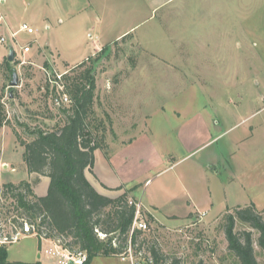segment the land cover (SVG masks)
<instances>
[{
    "label": "rangeland",
    "instance_id": "374dc122",
    "mask_svg": "<svg viewBox=\"0 0 264 264\" xmlns=\"http://www.w3.org/2000/svg\"><path fill=\"white\" fill-rule=\"evenodd\" d=\"M49 1V7L41 4L34 10L41 14L39 18L24 10L18 12L38 32L19 33L17 40L11 41L17 49L31 44L28 55L9 62V48L0 49V98L9 119L0 129V187L30 180L21 140L30 141L31 132L51 130L66 121L69 106L61 99L69 95L55 82L59 75L73 78L91 71L97 87L95 136L108 151L144 132L177 130L182 118L211 106L214 125L220 123L215 133L229 132L195 158L170 168L176 156L172 157L159 172L169 170L157 179L150 178L148 185L149 190L160 185L166 189L160 194L161 209L156 213L160 223L172 225L166 217L176 210V204L168 199L169 191L195 199L201 213L195 211L192 224L179 228L154 223L142 208L139 219L151 226L150 233L164 251L180 258L182 264H238L228 251L224 215L239 204L244 207L250 198L264 204V115L249 118L264 106L260 94L264 89L257 80L264 79L260 64L264 59V0H90L92 8L74 18L61 13L58 0ZM1 17L0 13V33L11 38L19 29L3 27ZM36 37L41 43L57 46L61 56L45 44L43 49L34 48ZM84 61L86 68L74 72ZM14 72L19 86L11 92ZM58 82L65 81L62 77ZM193 124L198 127L197 137L203 138L201 123L196 119ZM250 126L258 129L255 138L236 145ZM231 151L234 157L230 159ZM152 157L154 161L156 157ZM213 158L226 166L219 174L205 168ZM229 179L234 181L229 183ZM41 181L28 200L47 195L50 180L44 177ZM140 188L122 189L109 196L125 195L139 205ZM3 192L7 191L0 190V235H10L26 217L17 210L11 194ZM257 209L264 217V208ZM202 211L209 215L199 220ZM236 230L253 231L255 239L258 237L257 231L241 222ZM1 247H7L11 263L59 264L65 257L48 241L40 246L35 237H22L12 245L0 243ZM255 250L264 264V252L256 243ZM91 264L144 263L133 254L127 260L97 257Z\"/></svg>",
    "mask_w": 264,
    "mask_h": 264
},
{
    "label": "trees",
    "instance_id": "16d2710c",
    "mask_svg": "<svg viewBox=\"0 0 264 264\" xmlns=\"http://www.w3.org/2000/svg\"><path fill=\"white\" fill-rule=\"evenodd\" d=\"M10 65L8 62L11 74ZM86 66L87 61H84L73 71L84 70ZM90 73L86 70L77 77L63 76L65 82L62 86L68 91L70 99L66 121L51 130L31 132L33 138L30 141L21 140L30 180L19 185L7 184L0 190L7 191L6 194L3 192L4 195L10 193L17 210L25 215L23 219L36 225L40 246L42 240H48L71 254L85 252V264H91L97 257L129 256V250L140 256L144 264H182L180 258L164 251L157 238L150 233V225L149 231L132 230L137 202H130L125 195L117 198L105 196L87 178V173H90L97 179L94 173L95 152L103 150L108 154V147L99 143L95 136L97 126L93 117L97 87ZM55 82H58L57 79ZM10 91L15 92V88ZM2 100L0 98V129L9 122ZM44 177L50 180L47 195L28 200ZM103 187L109 191L123 189ZM232 210L228 209L223 219L229 253L238 264H260L255 243L264 252L263 215L254 204ZM237 222L257 231V239L253 231L236 230ZM17 224V229L24 226L23 222ZM0 264L29 263L9 262L7 247H1Z\"/></svg>",
    "mask_w": 264,
    "mask_h": 264
},
{
    "label": "crops",
    "instance_id": "0c3cea01",
    "mask_svg": "<svg viewBox=\"0 0 264 264\" xmlns=\"http://www.w3.org/2000/svg\"><path fill=\"white\" fill-rule=\"evenodd\" d=\"M55 1L56 0H52V2ZM49 2V0H44L38 4L37 0H0V13L3 16L1 17L3 18V27L6 25L7 28L9 27L15 30L19 29L22 24L26 23L35 28L34 25L25 20V17L20 18L21 14H18V12L24 10V13L27 12L32 14V18H39L41 17V14L38 15V12H35L34 10L37 9L41 4H45L46 8L49 7ZM67 2L68 4H66ZM57 6L61 9V13L67 15L68 18H74L78 15L85 14L89 8H92L90 0H58ZM4 7L6 9H4ZM46 19H48V17L43 20V23L46 21ZM59 23H62V19H59ZM0 25L2 26V23ZM47 26L48 25L45 27ZM36 38L37 40L34 44V48L37 47L39 49H43V44H45L52 48L53 51L59 55V57L61 56L57 46L48 42L41 43V41H39L40 39L38 37ZM36 38L32 40L35 41ZM260 64L262 65V72H264V59H261ZM257 80L259 81L261 88L264 89V79L260 81V79L257 77ZM260 94L262 95V100L264 101V93ZM204 109H202L203 111H198L194 116L182 118L179 122V125L176 126L177 130L174 129L170 133L152 130L150 132H144L140 134L129 142L112 147L111 150L108 151V154L103 150H97L95 152L94 166V173L97 179L92 174L87 173L88 180L99 193L108 197H111L109 196V193H115L119 191H109L103 186H106L110 189H117L120 187L123 189H130L135 186H141L137 194L138 204L149 214L154 223L166 228L189 226L195 219L193 216L194 212L199 211L197 209L196 200L193 199L195 201L194 202L188 198V196L182 197L168 190L169 192H167V197L176 204V210L167 215L166 218H168L172 224L171 226H167L160 223V221L156 218V213L161 209V206L158 203L161 200L160 194L164 193L166 189H164L165 187H163V185H160L155 189L149 190L151 187H148V185L152 180L161 177L164 172L169 170V168H166L159 172V170H161L160 168L165 166L167 162H172V157L176 156L177 159L176 157L173 158L175 160L173 161L172 165H170V168H173L176 164H179L183 161L195 158L201 151H205L211 148L214 144L218 143L222 139V136L229 132V130H223L221 133L216 134L215 132L218 130V128H220V123L215 122L214 125V120L212 119L213 110L211 109V106L208 107L207 110ZM259 114L264 115V106L254 111L249 118L258 117ZM196 119H198L204 129V136L201 139L197 137L200 135L198 133V127L193 124ZM261 124H263V122H261ZM188 125H191L190 130L188 128L185 129ZM247 131L248 134L246 137L237 141L236 145L241 146L246 142L252 141L255 138L258 129L257 127L250 126V128L248 127ZM152 156L156 157L154 161H152ZM229 156L230 159L234 157L233 151L230 152ZM213 159V162H209L205 168L206 170L209 168L210 170L219 174V169L224 170L226 166H223L222 163L218 164V160L215 161V158ZM228 169H230V166H228ZM205 176L208 177L206 174ZM150 178L153 179L150 180ZM228 181L231 183L234 181V179H229ZM208 195V199L212 198L210 190ZM251 204H254L259 209L264 208V204L260 205L251 198L249 199L248 203L244 204V206ZM238 206H241V204ZM202 213L206 214L205 218L209 215V211H202ZM22 237L26 239L35 237L39 240V237L35 235H22L21 238ZM44 241L48 240H42L41 246ZM48 242L58 247L55 243L51 241ZM66 254L67 252H64V255ZM39 258L41 259L40 255ZM38 262L43 264V261Z\"/></svg>",
    "mask_w": 264,
    "mask_h": 264
},
{
    "label": "built area",
    "instance_id": "2783aa9c",
    "mask_svg": "<svg viewBox=\"0 0 264 264\" xmlns=\"http://www.w3.org/2000/svg\"><path fill=\"white\" fill-rule=\"evenodd\" d=\"M37 30H35L32 26H30L29 24H22L18 30V32L16 33H12L11 34V38L7 37V35L0 33V49L3 47H8L9 51L14 50L15 51V58H24L26 55H28L31 50H32V45L31 44H26L23 46H20L19 49H17L15 46L11 45V41H13L14 39H16L17 35L19 33H26L28 35H35ZM63 76L59 75L58 79L61 80ZM57 79V81H58ZM61 83V85H60ZM57 84H59V87L61 89H63L62 86V82H57ZM62 103L65 102L67 104L70 103V99L67 95H64L63 98L61 99ZM58 103H60V101H58ZM140 209L141 206L137 205V213H136V217L132 226V230L135 229H140L143 231H147L148 230V225L146 222L141 221L140 218ZM206 216V214L202 213L198 215V219L202 220L204 217ZM21 222H23L24 226L20 229H17V227L15 228V231L10 234V235H6V234H2V237L0 238V243L1 244H13L17 241H19L21 239L22 235H29V236H38L39 237V232L37 230L36 225L25 221L24 219L21 220ZM54 243V242H53ZM56 244V243H55ZM57 245V244H56ZM57 249L59 251V253L64 255V252H67L66 255H64L65 257H63V260L60 261L59 264H85L87 262V254L85 252H79L77 254H71L69 251L64 250L61 246L57 245ZM130 255L132 254V251L129 250V256H124L122 257V260H127L130 258Z\"/></svg>",
    "mask_w": 264,
    "mask_h": 264
},
{
    "label": "water",
    "instance_id": "95a60500",
    "mask_svg": "<svg viewBox=\"0 0 264 264\" xmlns=\"http://www.w3.org/2000/svg\"><path fill=\"white\" fill-rule=\"evenodd\" d=\"M8 60H9V62H14L15 61V51L14 50L10 51ZM18 86H19V79H18L17 73L14 72L13 73V80H12V82L10 84V87L11 88H17ZM11 98H12V95H11Z\"/></svg>",
    "mask_w": 264,
    "mask_h": 264
}]
</instances>
